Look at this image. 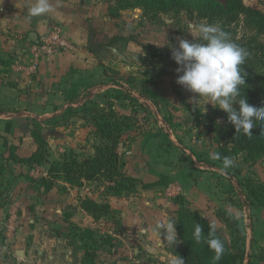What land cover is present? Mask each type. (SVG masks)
<instances>
[{
	"label": "rangeland",
	"instance_id": "rangeland-1",
	"mask_svg": "<svg viewBox=\"0 0 264 264\" xmlns=\"http://www.w3.org/2000/svg\"><path fill=\"white\" fill-rule=\"evenodd\" d=\"M110 1L112 5L116 2ZM244 2L264 12V0ZM120 16L124 26L120 48L127 60L112 56L109 61L113 73L125 72V80L114 91V99L120 103L108 99L104 103L93 101L83 105L77 114L81 122L70 123L68 135L73 136L74 130H80L86 143H78V148L68 146L58 152V158L49 160L46 157L48 145L39 132L35 137L40 144L38 159L28 162L18 160L13 146L3 144L6 155L0 156V264H170L183 242L177 234L178 243L172 247L153 232L152 227L157 221H165V217L166 222L175 221L182 204L206 216L223 236L230 238L231 230L218 215L219 211H225L238 222L246 241L244 264H264V206L259 205L251 193L252 187L264 184V155L246 161L244 153L237 154L233 158L235 166L227 175L222 174V162L209 157L212 152L223 155V150L231 146L211 128V118L220 109L210 103L204 107L203 100L196 104L192 99L194 94L176 82L177 64L171 57L169 45L178 47L180 39L192 40L189 32L195 34L196 26L208 22L207 19L193 9L152 16L141 8H128L122 10ZM239 35H244V31L240 29ZM261 41L264 43V36ZM145 89L152 96L143 94ZM110 103L119 114L129 117L118 151L125 174L136 178L137 186L118 195L104 181L71 185L52 178L48 172L63 153L72 150L83 157L91 151L94 129L92 115L87 110L95 104L107 107ZM159 152L161 157L163 155L161 161L179 154L191 163L202 160L217 168L214 183L222 192L217 201H225L226 205L208 203L215 210L207 216L167 175L152 174L153 178L144 181L128 173L126 167L132 160L138 168L141 160L151 166L150 161L159 157ZM173 161L180 164L176 158ZM10 173L22 174L26 184L10 181ZM62 182L67 186L63 187ZM81 189L85 192L80 194ZM159 197L173 204V220L170 214L159 211L162 206ZM83 198L108 205V212L95 220L82 209ZM178 198L182 201L179 204ZM76 199L92 222L81 220V215L76 214ZM60 202L62 207H56ZM36 205L47 207L51 219L36 217ZM87 249L94 252L90 259L86 257Z\"/></svg>",
	"mask_w": 264,
	"mask_h": 264
},
{
	"label": "crops",
	"instance_id": "crops-1",
	"mask_svg": "<svg viewBox=\"0 0 264 264\" xmlns=\"http://www.w3.org/2000/svg\"><path fill=\"white\" fill-rule=\"evenodd\" d=\"M34 2L0 0V156L6 155L4 151L9 146H13L14 154L20 158H28L36 153L38 144L32 131L35 126L42 132L48 145L46 157L53 160L58 158L59 151L68 146L78 148V143H86L80 130H74L73 136L68 135L70 123L81 122L77 114H80L84 104L93 101L104 103L108 99L120 103V100L114 99V91L125 80V72L113 73L109 61L112 56L121 58L112 53L110 47L119 51L124 57L122 60H127L120 48L124 26L121 16L112 17L109 14L110 0H60L58 7L56 0H51V13L30 17L28 7ZM54 24L62 27L69 45L44 57L37 69L31 72V47ZM32 33L37 34L36 41L31 38ZM92 34L100 50L112 53L109 57L91 49ZM159 153L156 154L159 157L150 161L151 166L141 160L138 168V164L132 160L126 167L128 173L144 181L153 178L152 174L167 175L178 185L181 193L193 201L196 208L203 209L207 216L215 210L208 203L226 205L225 201H217L222 193L214 183L217 168L210 167L202 160L191 163L179 154L161 161L163 155L161 157L162 153ZM174 158L180 164H176ZM22 166L25 168V165ZM23 167L21 172L24 171ZM9 177L16 184H26L22 174L10 173ZM62 183L63 187L67 186ZM84 192L80 190V194ZM157 199L162 204L159 211L170 214L173 220V204L163 202V197ZM61 203L56 207L61 208ZM74 206L81 220L93 221L90 215L81 210L77 199ZM35 207L36 217L51 219L52 214L47 207ZM163 220L166 222L167 218Z\"/></svg>",
	"mask_w": 264,
	"mask_h": 264
},
{
	"label": "trees",
	"instance_id": "trees-1",
	"mask_svg": "<svg viewBox=\"0 0 264 264\" xmlns=\"http://www.w3.org/2000/svg\"><path fill=\"white\" fill-rule=\"evenodd\" d=\"M115 4L109 6V14L112 17L120 16L122 10L128 8H141L145 14L158 16L171 11L182 9H193L198 11L208 22L218 23L231 34V38L249 52L245 65L243 66L246 76V85L242 93L247 97L248 103L254 106L264 105V12L257 7L247 5L244 0H115ZM244 35H239V30ZM248 34V35H246ZM147 47L144 46V49ZM146 96L151 93L142 91ZM134 101L133 98H130ZM107 107L97 104L91 106L87 112L91 113L93 144L91 151L80 157L78 153H63L49 170V175L54 179H61L71 185L83 184L84 181L100 180L107 182L117 194L131 191L137 186L138 180L126 175L124 162L120 157L118 147L122 142L123 127L129 120L128 116L119 114L112 103ZM238 107V105H236ZM85 117V116H84ZM85 119L88 120L86 116ZM219 121V123H218ZM212 130L226 138L231 144L223 150V156L234 158L235 155L244 153L245 160H253L259 154L264 155V124H254L253 137L235 133V128L228 122L227 114L220 110L215 112L211 118ZM33 134L40 132L33 127ZM41 137V136H40ZM38 146L39 139H36ZM42 140V139H41ZM7 143V142H5ZM38 152V151H37ZM34 153L28 158H20L21 162L34 161L38 154ZM252 197L264 206V184H257L251 188ZM178 198V204L182 201ZM181 201V202H180ZM81 207L95 220L105 216L109 210L106 204L98 203L91 198H83ZM218 215L231 230L230 238L223 236L217 229V235L225 243V254L218 264H244L246 241L240 231L238 222L228 216L225 211H219ZM175 228L178 236L183 242L182 248L176 255L185 260V264H213L214 255L206 244H197L192 240L193 225L199 222L204 225V231H208V223H211L201 213L185 207L183 204L177 210ZM93 251L87 249L86 257L90 259ZM261 258V255L258 256Z\"/></svg>",
	"mask_w": 264,
	"mask_h": 264
},
{
	"label": "clouds",
	"instance_id": "clouds-1",
	"mask_svg": "<svg viewBox=\"0 0 264 264\" xmlns=\"http://www.w3.org/2000/svg\"><path fill=\"white\" fill-rule=\"evenodd\" d=\"M59 3L60 0H56L57 7ZM52 11L51 0H35L28 7L30 17L44 16ZM189 33L192 40L180 39L178 47L169 45L171 57L177 64L176 82L194 94L192 99L196 104L203 100L204 107L210 103L214 108L224 111L228 122L234 126L236 135L242 134L251 139L254 124H264V105L257 107L249 104L242 93V88L246 85L247 73L243 66L249 57L248 50L236 43L231 34L215 22L200 23L196 26L195 34ZM209 157L222 162L220 170L224 175L235 166V161L230 156L221 157V154L212 152ZM205 218L207 219L206 216ZM175 224L171 220L157 221L152 231L163 237L165 243L175 247L178 243ZM192 240L197 244L207 245L214 253L213 264H218L225 254V243L217 235L213 223H208V231L205 233L204 225L196 222L193 225ZM170 264H185V260L178 255L171 259Z\"/></svg>",
	"mask_w": 264,
	"mask_h": 264
},
{
	"label": "built area",
	"instance_id": "built-area-1",
	"mask_svg": "<svg viewBox=\"0 0 264 264\" xmlns=\"http://www.w3.org/2000/svg\"><path fill=\"white\" fill-rule=\"evenodd\" d=\"M68 45L62 27L58 24L52 25L49 30L40 35L38 42L31 47L29 66L31 72L37 69L44 57Z\"/></svg>",
	"mask_w": 264,
	"mask_h": 264
},
{
	"label": "water",
	"instance_id": "water-1",
	"mask_svg": "<svg viewBox=\"0 0 264 264\" xmlns=\"http://www.w3.org/2000/svg\"><path fill=\"white\" fill-rule=\"evenodd\" d=\"M31 38L34 41H36L37 40V34L36 33H32L31 34ZM93 38H94V36L92 34L91 35V41H90V47H91L92 50L98 52L99 54H101L104 57H109L112 53H115L116 55H119L121 58L124 59V57L119 53V51L116 48L110 47L112 53L111 52H108V51H105L104 52V51L100 50L99 47H98V45L94 42V39Z\"/></svg>",
	"mask_w": 264,
	"mask_h": 264
}]
</instances>
